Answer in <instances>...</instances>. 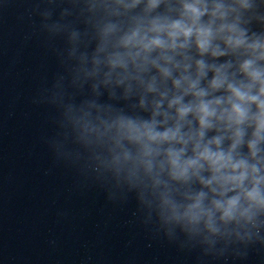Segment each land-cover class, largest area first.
<instances>
[{
  "label": "water",
  "instance_id": "95a60500",
  "mask_svg": "<svg viewBox=\"0 0 264 264\" xmlns=\"http://www.w3.org/2000/svg\"><path fill=\"white\" fill-rule=\"evenodd\" d=\"M92 58L0 55V264H264V214L216 235L166 221L150 181L82 128L151 114Z\"/></svg>",
  "mask_w": 264,
  "mask_h": 264
},
{
  "label": "clouds",
  "instance_id": "9594fccd",
  "mask_svg": "<svg viewBox=\"0 0 264 264\" xmlns=\"http://www.w3.org/2000/svg\"><path fill=\"white\" fill-rule=\"evenodd\" d=\"M108 7L117 16L141 12L127 28L100 29L91 74L103 64V82L125 85L126 95L135 82L139 106L151 114L101 121L103 131L85 119L82 128L109 137L118 169L150 181L166 221L211 235L255 225L264 214V32L245 26L253 4L111 0Z\"/></svg>",
  "mask_w": 264,
  "mask_h": 264
}]
</instances>
